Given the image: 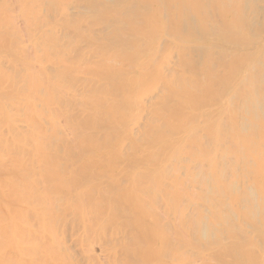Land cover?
<instances>
[{
    "label": "bare ground",
    "instance_id": "bare-ground-1",
    "mask_svg": "<svg viewBox=\"0 0 264 264\" xmlns=\"http://www.w3.org/2000/svg\"><path fill=\"white\" fill-rule=\"evenodd\" d=\"M16 1L17 9L11 5L20 12L38 69H32L28 52L23 55L27 48L17 42L22 34L12 29L18 25H11L14 17L0 15L3 22L7 17L2 28L14 33L24 59L17 50L14 54L26 60L21 69L11 68L14 78L0 73L5 77L0 80L7 79L3 85L16 88L9 96L0 89V264H264V0H98L101 9H89L94 16L84 13L89 16L80 24L86 43L77 37L80 44L74 47L70 31L76 33L75 19L88 9L82 3ZM95 39L101 43L95 50L102 48L87 54L83 44ZM62 45L68 65L62 57L59 63L62 54L56 57ZM7 58L3 63L9 64ZM3 63L0 71L8 70ZM56 67L67 74L62 73L67 78L62 83ZM55 109L69 137L64 124L58 128ZM88 156L98 164L97 158L112 160L115 167L93 165ZM49 157L62 164L59 169L72 163L70 157L79 161L76 168L82 161L96 170L103 166L95 174L83 162L78 170L73 165L86 177L116 179L104 178L110 187L90 178L92 190L84 192V182L67 180L73 179L70 169L58 174L54 166L56 173ZM125 165L133 176L122 174ZM106 166L117 171L106 173ZM50 168L51 174L65 173L61 183L48 176ZM67 184L78 187L71 190ZM96 185H106L101 189L113 201L111 190L127 196L134 188L148 197L149 211L137 205L138 195L137 203L136 197L132 201L128 195L127 201L121 195L113 209L103 205L106 197L93 198L105 194ZM46 197H55L52 202L58 197L51 204L60 206L51 207ZM73 198L78 204L70 202ZM96 200H104L103 206ZM66 223L75 230L69 237ZM97 245L99 258L93 254Z\"/></svg>",
    "mask_w": 264,
    "mask_h": 264
},
{
    "label": "rangeland",
    "instance_id": "rangeland-1",
    "mask_svg": "<svg viewBox=\"0 0 264 264\" xmlns=\"http://www.w3.org/2000/svg\"><path fill=\"white\" fill-rule=\"evenodd\" d=\"M3 1H4V2H3ZM7 1H8V2H7ZM7 1H6V2H7L8 4L5 3V0H0V2L2 3V6H6L5 4L8 5V7H7V9H6L7 11L2 10V6L0 7V8H1V10H0V11H1V12H0V15L3 16V14H5V13L8 14V16L5 14V15L8 17V20L11 19V18H9V17H11V16L14 17V18L17 16V17L15 18L16 20L13 18V19H12V22H13V23L11 22V25H12V24H13V25H17V24H18L17 27L14 26L15 28H13V27H12L13 25H12L11 27H12V29H14V33L16 32L15 35H17L18 33L22 34V38H21V39H23L22 41H23L24 43L21 44L22 41L20 42L21 39H17V38H16L17 36H16L15 38L17 39V42L20 43V46L22 45L21 47H23V49H25V46H26V48H27L26 50H27V51L24 50L25 53L28 52V54H30V55H31V54H34L33 50H32L31 47H30V43H27V42H29V39L27 38V36H25V34H24V32H23V31H25V30H24V29H25V28H24L25 25L23 24L24 22H23L22 20H20V19H21L20 15H18L20 12H19L18 10H17V12H16V9H17V7H18V6L16 7V3H17V1L15 0L16 3H15L14 0H7ZM57 1H58V0H57ZM60 1H61V4H62V3L65 4V3H66V2H63V1H67V2L70 1V2H71V0H60ZM60 1H58V2H60ZM74 1H75V4H73V5H76L77 3H82V4L85 6V9H86V8H88V9H87L86 11L84 10L85 12H84V11H83V12H80L81 15H80V13H79V14L77 15L78 17H76V19H75V25L78 26V28L75 26V29H74V30H76V33H74L75 31L72 30V31H70V36H72L71 34H73V36L75 37L74 40L76 41V44H74L75 41L73 42V37L71 38V37L69 36L70 39H72V40H71L72 42H70V44L73 43V46H72V44H71L72 47L76 46V45H77V42H79V41H77V40H80L81 38H84V40L87 41V38L84 37L85 33H84L83 35H81V34L83 33V30H82L80 27H81V25L84 24V22L86 21V16H89V15L91 14L90 12H88L89 9H90L91 12H92V10H93V13H96V11H97L98 9H99V10L101 9V6H100V3H101V2L98 1V0H97V1H96V0H84L86 3H85L83 0H74ZM74 1L72 0V3H73ZM82 1H83V2H82ZM87 1H88L89 3H88ZM90 1H91V2H90ZM3 3H4V4H3ZM91 3H92V4H91ZM11 4H12V5L14 4V6L16 7V9H15L14 6H12ZM59 4H60V3H59ZM87 4H88V5H87ZM89 4H90V6H89ZM0 5H1V4H0ZM95 5H96V6H95ZM91 6H92V7H91ZM89 7H91V8H89ZM9 8H11L10 11H9ZM12 8H14L15 10L12 9ZM92 8H95V9H97V10L95 11V9H92ZM3 9H4V7H3ZM105 9H106V7H105L103 10H101V11H104ZM107 9H108V8H107ZM12 10H13V12H11ZM81 11H82V10H81ZM107 11H109V13H110V10H106L105 13H108ZM8 12H10V13H8ZM14 12H16V13L14 14ZM84 13H88V14L90 13V14L87 15V14H84ZM93 13H92L91 15L94 16ZM98 13H99V12H98ZM98 13H97V14H98ZM10 14H11V16H10ZM12 14H13V15H12ZM83 14H84V15H83ZM95 15H96V14H95ZM2 16H0V17L2 18ZM96 16H98V15H96ZM96 16H95V17H96ZM7 17L5 18V21H4V22H3L2 19L0 18L1 21L3 22V23L1 22V24H3V26L0 25V29L3 31V32H2V31L0 30V33L2 32V34H0V35H1V36H0V40H1V44H0V54H1V55H0V58H2V59L0 60V62L3 63L4 58H7V57H11V61L9 62V60H8L9 64H8V63H7V64H6V63H3V65H8V70L6 69L7 66H6V67L3 66L4 69H2V70L0 71V73H2L3 70H5V71H4L5 73H3V74H6V75H7V79H11V76L13 75V74L11 75V68L15 67L16 65H17L18 67H19L20 65H21V66L24 65V64L26 63V62H25L26 60H25V61H24V60L22 61L20 57L23 56V55L28 57V55H27V53H26V55H25V54H23V55L20 54L19 51L21 50V53H22V50H23V49H22L21 47L19 48V45L15 42L16 39H15V41H14V37L12 36V34H14V33H10L11 31H9L8 28L3 29L4 26L6 27V23L8 22V21H7ZM18 17H19V19H17ZM79 17H80L81 19H80ZM82 19H83V20H82ZM76 20L79 21V22H82V23H79V22H77ZM21 21H22V22H21ZM5 22H6V23H5ZM37 22H38V25H39V21H37ZM80 24H81V25H80ZM8 26L10 27V24H9V25L7 24V27H8ZM20 26L23 27V29H22V28H19ZM2 27H3V28H2ZM11 27H10V28H11ZM76 28H77L78 30H79V28H80L79 36L76 35V34H78V33H77L78 30H77ZM6 29H7L9 32H7ZM10 30H11V29H10ZM4 31H6V32H4ZM12 31H13V30H12ZM81 31H82V33H81ZM4 33H5V35H4ZM6 33H10V35H9V34L7 35ZM2 35H4V36L7 35V36L4 37V36H2ZM80 35H81L82 37H81ZM8 36H11V37H8ZM3 37H4V38H3ZM12 37H13V43H14V44H10V42L12 41ZM77 37L80 38V39H78ZM6 38H8V39H6ZM76 38H77V40H76ZM2 39H3L4 42L2 41ZM10 39H11V41H10ZM24 39H25V41H24ZM90 39H94V38L92 37V38H90ZM90 39H88V40H90ZM6 40H8V41H6ZM26 41H27V42H26ZM81 41H83V39H81L80 42H81ZM91 41H92V42H91ZM91 41H90L91 43L88 42V44H90V46H85V44H83L84 47H86V49H89V51L87 50V52H88V53H87L86 50H85V48H84V49L82 48V51H83V52H86L87 54H89L91 49H93V51L91 50V52H92L91 54H93V52H94V53L97 52L95 49H96V46H97L96 44H97V43L99 44V42L96 41V39H95V40H91ZM94 41H95L96 43H95ZM25 42H26V43H25ZM80 42H79V44H80ZM83 42H85V41H83ZM83 42H81V43H83ZM93 42H94V43H93ZM4 43H5V44H4ZM8 43H9L10 45H12V46L10 47ZM11 43H12V42H11ZM15 43L17 44V47L20 49V50L18 49L19 51L17 50V47L15 46ZM85 43H86V42H85ZM24 44H25V46H24ZM27 44H28V45H27ZM100 44H101V43H100ZM100 44H99V45H100ZM13 45H14V46H13ZM64 45H65V44H64ZM64 45H62V47H61V46H57V49H59V52L56 51V52L58 53V54L56 53V57H57V55L59 56V53L62 54V55H60V58H57L58 60L60 59V60H59L60 62H59L58 60H56V61H58L59 63H61V57H62V61L65 59L64 62H65V64L68 65V63H69V62H68V61H69L68 59H69V58L65 56V53H64V51H63V49H64ZM68 45H69V44H68ZM8 46H9V47H8ZM27 46L30 47L29 50L31 49L32 52H31V50H30V51L28 50V47H27ZM69 46H70V45H69ZM78 46H80V45H78ZM15 47H16V48H15ZM66 47H67V46H66ZM81 47H82V46H81ZM90 47H91V48H90ZM98 47H100V46H98ZM98 47H97V48H98ZM7 48H8V50H7ZM9 48H10V49H9ZM13 48H14V50H13ZM101 48H102V46H101L100 48L97 49L98 52H99V49H101ZM12 50H13V51H12ZM16 50H17V51H16ZM94 50H95V51H94ZM15 51L19 53L20 57H19V55L16 56L18 53H16V55L14 54ZM11 52H12V54H11ZM29 52H30V53H29ZM98 52H97V53H98ZM23 53H24V52H23ZM2 55H3V57H4V56H5V57L3 58ZM49 55H50V54H49ZM51 55H52V54H51ZM53 55H54V54H53ZM95 55H96V54H95ZM24 56H23V59H24ZM13 57H14V58H13ZM27 57H26V58H27ZM52 57L54 58L55 55L52 56ZM12 58L15 59L16 61H15V60H12ZM26 58H25V59H26ZM30 58H31V62H30V61H29V62L32 63V61H33V60H32V59H33L32 55L30 56ZM53 58L50 57L51 60H52ZM70 58H71V57H70ZM7 59H8V58H7ZM28 59H29V58H28ZM28 59H27V60H28ZM74 59H77V58H74ZM12 61H14V63L16 62V63H18V64H14ZM21 61H22L23 63H24V62H25V63H24V64H21V63H22ZM54 61H55V60H54ZM54 61H53V62H54ZM56 61L54 62L55 64L58 63V62L56 63ZM70 61H72V59H70ZM76 61H79V60L77 59ZM96 61H97V59H96ZM4 62H5V61H4ZM27 62H28V61H27ZM29 62H28V63H29ZM73 62H74V60H73ZM93 62H94V59H92V61H91V63L94 65ZM1 63H0V64H1ZM12 63H13L14 66H12ZM30 63H29V65H30ZM32 64L34 65V67H33L32 69H35V68L38 66V64H36L35 62L32 63ZM32 64H31V65H32ZM61 64H62V63H61ZM25 65H26V64H25ZM25 65H24V66H25ZM33 65H32V66H33ZM59 65H60V64H58V66H59ZM17 66H16V67H17ZM32 66H31V67H32ZM1 67H2V65H0V69H1ZM65 67H66V66H65ZM68 67H69V66H68ZM19 68H20V67H19ZM19 68H17V71H19ZM56 68H57V67H56ZM56 68H55V69H56ZM61 68H62V67H61ZM61 68H59V69L57 68V70H59L58 72H59V75H60V76H61V74H62L63 72H64V74L66 73L65 70H64L63 68H62V69H61ZM15 69H16V68L12 69V71H14V73L16 72ZM20 69H21V68H20ZM30 69H31V68H30ZM37 69H38V67H37ZM35 70H36V69H35ZM51 71H52V70H51ZM60 72H61V73H60ZM93 72H94V73H93ZM93 72H92V73L95 74V71H94V70H93ZM12 73H13V72H12ZM17 73H18V72H17ZM54 73H55L56 77H59L57 71L54 72V70H53V75H54ZM67 73H68V71H67ZM90 73H91V72H90ZM92 73L90 74L91 76H92ZM18 74H20V73H18ZM18 74H17V75H18ZM6 75H5V76H6ZM15 75H16V74H15ZM65 75H67V74H65ZM65 75H64V76H65ZM68 75H69V73H68ZM2 76H3V78H2ZM19 76H21V75H19ZM68 77H69V76H68ZM1 78L4 79V78H5L4 75H0V79H1ZM13 78H14V75H13ZM13 78H12V79H13ZM65 78H66V77H63V74H62V76L59 77V81H60V82H61V80L64 81ZM7 79H5V80H7ZM56 79H57V78H56ZM56 79H55V80H56ZM66 79H67V78H66ZM66 79H65V80H66ZM5 80H0V84H2V86H0V89L3 90L4 94H6V92H7L6 95H3V94H2L3 96H9V95H8V93H9V89L11 88V90H15L16 88H15V87H10V88L8 89L7 87H9V86L6 87L5 85H3ZM57 80H58V79H57ZM15 81H16V80H15ZM22 81H23V80H22ZM16 82H17V81H16ZM24 82H25V81H24ZM24 82H23L22 84H20L21 82H19V84H20V88H24V89L28 90L27 87H24V85L26 86V84H24ZM25 83H26V82H25ZM61 83H62V82H61ZM83 83H84V82H83ZM57 84H59V83H57ZM81 85H82V84H81ZM81 85H80V86H81ZM3 86H4V88L6 87V89H7L8 91H6L4 88H1V87H3ZM80 86H79V87H80ZM1 90H0V93H3ZM20 90H21V89H20ZM29 90H30V89H29ZM22 91H24V90H22ZM11 92L13 93V91H11ZM24 92H25V91H24ZM9 94H11V93H9ZM25 94H27V93H25ZM0 97H1V96H0ZM70 100H71V99H70ZM70 100H69V101H70ZM67 101H68V100H67ZM68 103H69V102H68ZM68 103H67V104H68ZM71 103H72V102H70V104H71ZM70 104H68V105H66V106H68L69 108H71L72 105H70ZM55 108H56V107H55ZM78 109H81V108H78ZM54 111L56 112V109H55ZM57 111H58V109H57ZM57 113H58V112H56V114H55V116H57V117H55V118H56V121H59V122H57V123H60V126H59V125H57V126H58V128H60L61 126L64 127V125H65L66 123H65L63 120H65V119H63V115H57ZM80 113H82V112L80 111ZM59 114H60V113H59ZM59 116H61V117H59ZM57 118H58V119H57ZM59 118H61V119H59ZM62 119H63V120H62ZM61 120H62V121H61ZM61 122H62V124H61ZM64 123H65V124H64ZM63 124H64V125H63ZM63 127H62V128H63ZM60 129H61V128H60ZM63 129L65 130V131H64V130H63V131L66 133V136H68V135L70 136L71 133H70V131H69V128H67L66 125H65V127H64ZM50 132L53 133V131H51V130H50ZM52 133H51V135H52ZM54 135H55V134H54ZM55 136H56V135H55ZM55 136H54V137H55ZM69 136H68V137H69ZM70 138H71V137H70ZM70 138H68V139H70ZM261 138H262V137H261ZM55 139H57V137H55ZM262 139H263V138H262ZM263 140H264V139H263ZM51 141L53 142V141H54V138H53V140H51ZM54 142H56V141H54ZM57 142H58V141H57ZM57 142H56V144H57ZM58 145H59V144H58ZM53 146H55V149H56V148L59 149L58 147H60V146L56 147L57 145H55V143H54ZM61 148H62V146H61ZM61 151H63V149L59 150V152H60L61 155H62L63 152H61ZM56 152H58V151L56 150ZM60 153H58V154H60ZM55 154H56V153H55ZM51 155H53V158H54V154L51 153ZM55 156H56V155H55ZM59 156H60V155H59ZM59 156H58V157H59ZM47 157H48V156H46L45 158H47ZM61 157H62V156H61ZM63 157H64V156H63ZM88 157H89V156H88ZM51 158H52V157H51ZM51 158H50V157L48 158L49 161H50ZM55 158H56V157H55ZM55 158H54V159H55ZM54 159H51L52 162H50V163L52 164L53 167L55 166L57 169H59V168H60L59 166H60V165L62 166V164H58V166H56V164H55V162H54ZM56 159H57V158H56ZM61 159H62V161H64V159H66V157L61 158ZM83 159H84V158H83ZM92 159H93V157H92ZM92 159L89 157V160H92ZM102 159H103V158H102ZM102 159H101V158H97V160H99V162L102 163V164H101V163H100V164L103 165V166H104L105 164L108 165V166H111L112 164L115 163L114 161L112 162V160L110 161L109 159H107V160L104 159V160L106 161V162L104 163V161H103ZM31 160H32V159H31ZM34 160H35V159H34ZM44 160L46 161V159H43L42 161H44ZM66 160H67V159H66ZM68 160H70L69 162H72V163H73V164L71 163L72 165L70 164L71 167H69L70 165H66L67 167H66V168L64 167L65 169H63V168H61V169L64 170V172L66 173V175H67V173H69L68 171H69V169H70V173H69V174H70L71 178H73V179H69V178L67 179V177H66V179H67V180H71V181L73 180V181H72L73 184L77 183L78 186L82 185V184H80V183H83V182H84V183H83V187H84V189L86 188L87 191H91L92 189H90V188H92V187H89V186H90L91 184L97 183L98 180H99L98 177L94 176L95 178H97L96 180L94 179V177H92V178L89 177L91 173H88L89 176L86 177L87 174H85V173H80V171H81L82 168H81L79 171H77V170L79 169V165H81L82 162H83L82 160H81L82 162L80 161L81 164L77 165V168H78V169L76 168V166H75L74 164L78 163L79 161L77 162V161L74 159V160H75V162H74V161L71 160V157H70V159L68 158ZM84 160H87V157H86V159H84ZM35 161H36V160H35ZM49 161L47 160V162H48L47 164H50ZM55 161H56V160H55ZM57 161H58V160H57ZM57 161H56V163H57ZM107 161H108V162H107ZM53 162H54V163H53ZM58 162H59V161H58ZM66 162H67V161H66ZM86 162H87V161H86ZM44 163H45V162H44ZM60 163H61V162H60ZM62 163H63V162H62ZM64 163H65V162H64ZM84 163H85V162H83L82 167L85 168V169H88V170H86L87 172H88V171H90V172L94 171V173L96 174V173L99 172V171L101 172V170L103 169V168H102L103 166H101V167L98 168V170H96L98 166H92V164H84ZM89 163H93V160H92V162L90 161ZM95 163H96V165H100V164H98V162H97L96 160H95V162L93 163V165H95ZM109 163H110V165H109ZM123 163H124V162H123ZM65 164H67V163H65ZM65 164H63V165H65ZM73 165L75 166V168H76L77 170L73 167ZM52 166H46V165H45V167H47V168L52 167ZM45 167H44V168H45ZM53 167H52V168H53ZM55 167L53 168L54 171L56 170ZM62 167H63V166H62ZM111 167H112V166H111ZM113 167H115V164L113 165ZM126 167H127V168H126ZM125 168H126V169H125ZM53 169H51V168H50V170L47 169V170L50 172V173H49L48 171L46 172V173H48V176L51 174V172L53 171ZM61 169H59V170H60L59 172L56 170V173L58 172V174H60L61 171H63V170H61ZM66 169H67L68 171H66ZM104 169H105V167H104ZM104 169H103V170H104ZM107 169H108V172L105 171L106 173H111V174H112V173H114V172L117 171V170H115V168H114V169L112 168V169L114 170V172H113V170H111L110 167L107 168V166H106V170H107ZM124 169H125V170H123L124 172H123L122 174H124L125 176H128L129 174H130V176H133L132 171L130 170V168H129L128 165H125ZM127 169H128V170H127ZM83 170H84V169H83ZM44 171H45V170H44ZM54 171H53V172H54ZM64 172H63L62 174H65ZM24 173H25V175H26V172L23 171V173H22V177H23V174H24ZM41 173H42V171H41ZM94 173H92L91 176L94 175ZM126 173H127L128 175H127ZM52 174H54V176L56 175L55 173H52ZM52 174H51V175H52ZM62 174H61V175H62ZM69 174H68V175H69ZM111 174H109V175H111ZM118 174H119V173L117 172V175H116V176H119V175H120V174H119V175H118ZM131 174H132V175H131ZM41 175H42V174H41ZM44 175H45V174L43 173V176L41 177L42 179H44ZM61 175H59V176H61ZM99 175H100V174H99ZM102 175H103V172H102ZM114 175H115V174H114ZM31 176H32V175H31ZM31 176H30V178H31ZM59 176L56 175V178H58V179L55 178V179L57 180V182L60 180V179H59V178H60ZM70 176H69V177H70ZM97 176H98V175H97ZM130 176H129L127 179H129ZM36 177H37V176H36ZM83 177L86 178L87 180L85 179V181H84V178H83ZM100 177H102V176L100 175ZM106 177H107V175H106V176L104 175V177H102V178L99 180L98 183H101L100 181L103 179V180H104V184L106 183V185H108V183H109V185H110V187H111V186H112V185H111L112 182H111V183H110V182L107 183V181L115 180L116 177L114 178L113 176H111V177L108 176L109 178L107 177V181H106V179H104V178H106ZM23 178H24V177H23ZM32 178H33V177H32ZM37 178L40 180V177H37ZM48 178L50 179V178H54V177H53V176H50V177H48ZM90 178H91V180L94 179V180H93L94 183H92L93 181H91ZM124 178H126V177H124ZM24 179H25V181H26V178H24ZM38 179H37V180H38ZM88 179H89V180H88ZM108 179H110V180H108ZM34 180L37 181V180L35 179V177H34ZM44 180H47L46 177H45ZM44 180H42L44 183H43V182H40L39 184H42V183L45 184V181H44ZM56 180H53V184H54V185L56 184V183H54ZM67 180H66V182H67ZM76 180H77V181H76ZM81 180H82V181H81ZM103 180H102V182H103ZM125 180H126V179H125ZM61 181H63V179L60 180V183H61ZM80 181H81V182H80ZM86 181H88V182H86ZM89 181H91V182H89ZM105 181H106V182H105ZM50 182L52 183V181H50ZM50 182H49V184H50ZM85 182H86V183H85ZM23 183H24V180H23ZM35 183H36V182H35ZM47 183H48V182H47ZM47 183H46V184H47ZM62 183H63V182H62ZM68 183H70V182H68ZM90 183H91V184H90ZM113 183H114V182H113ZM128 183H129V182H127L126 187L128 186L127 188H130L129 186H131V185H128ZM36 184H37V183H36ZM43 184H42V185H43ZM53 184H52V187L54 186ZM57 184H59V183H57ZM57 184H56V185H57ZM64 184H65V183H64ZM70 184H71V183H70ZM70 184H67L68 188H71V187H75V188H77V187H78L77 185H75V186H74V185L71 186ZM101 184H103V183H101ZM124 184H125V183H124ZM47 185H48V184H47ZM47 185L45 186V187H46V190H47V188H49V187H47ZM50 185H51V184H50ZM106 185H104V186H106ZM36 186H37V185H36ZM92 186H93V185H92ZM96 186L99 187L100 185H99V186L96 185ZM101 186L104 187L103 185H101ZM101 186H100V189H101ZM24 187H25V184H23L22 189H23L24 191H27V189L25 190L26 187H25V188H24ZM45 187H44V188H45ZM83 187H82V188H83ZM93 187H95V186H93ZM110 187H109V188H110ZM123 187H125V186L123 185V186L121 187V189H122ZM126 187L123 188L124 191H126ZM39 188H40V187H39ZM44 188L42 189V187H41V190H42V191H46ZM82 188H81V189H82ZM51 189H52V188H51ZM72 189H73V188H71V190H72ZM86 189H85V190H81V191H84V192H85ZM95 189H96V188H94V191H95ZM105 189H107V188L105 187ZM121 189H119V190H121ZM78 190H80V188H78ZM96 190H97V189H96ZM94 191H93V192H94ZM97 191H98V190H97ZM106 191H107V190H106ZM106 191H104V190L101 189V190L98 191V193L101 194L102 192L105 193ZM108 191H109V190H108ZM122 191H123V190H121V192H122ZM130 191H132V192H130ZM135 191H136V190H134V188H132L131 190H129V191L127 192V194H128V193H134V194H131L132 196H131L130 194H128L129 196H131L130 199H132L133 197H136V196L138 195V198L140 197V198H141V201H143V202L140 201V202L137 203V201H136V199L138 200L137 197L135 198L134 201H133V199H132V201L135 202V203H137V205H140L139 203H142V204H141V205H142L141 208H143L144 204H145V207H146V206H147V207H150L151 202L149 201L148 197H145V198L143 197V198H142V196H140L141 194L139 195V193H136ZM47 192H48V191H47ZM47 192H45V193H47ZM51 192L53 193L54 190L52 189V191H49L48 193H51ZM121 192H120V193H121ZM138 192H139V191H138ZM52 193H51V194H52ZM122 193H124V192H122ZM135 193H136V194H135ZM142 193H143V192H142ZM102 194H103V193H102ZM110 194H111L112 196L114 195L115 198H114V197H112V198L115 199V201H113V200L107 198V194H106V193L103 194L102 197L99 195V198H96V197H98V196H96V197L93 196V198H94V200H95V199H101V198H103V196H104L103 199H105V197H106L107 201H106V199H105V203H103V201H104V200H103V201H102L103 205L106 204V203H110L111 206H112V204H113V205H117L118 199L120 198L119 196H121V195H122V196L124 195V196L122 197L123 199H127V197L129 198L128 195L126 196V192H125L124 194H120L119 196H116V195H115V192H112V190H111V193L109 192V195H110ZM143 194H144V193H143ZM47 195H48V194H47ZM49 195H50V194H49ZM49 195H48V196H49ZM54 195H55V194H53V196H54ZM56 195H57V194H56ZM95 195H98V194L95 193ZM109 195H108V197H110ZM57 196H58V195H57ZM67 196H68V195H67ZM144 196H145V194H144ZM49 197L51 198L52 196H49ZM69 197L72 198V197H74V196H73V195H69ZM117 197H119V198H117ZM124 197H125V198H124ZM54 198H55V197H54ZM54 198H52V199L49 200V199L46 197V200H45V201H46V202H47V201L50 202V205H52L51 207H57V206H60L59 204H57V203H58V202H57V201H58V197H56L57 200L55 199V201H54V202H57V203H56L57 205H56V206H53V204L55 205V203L52 202V200H53ZM74 198H76V200H78V203L80 202L79 197H74ZM74 198H73V200L70 199V200H71L70 202H73V201H74ZM80 198H81V197H80ZM82 198H83V197H82ZM122 198H120V199H122ZM47 199H48V200H47ZM65 199H68V200H69V198H66V197H65ZM116 199H117V201H116ZM130 199H127V201L130 200ZM82 200L84 201V199H82ZM82 200H81V201H82ZM100 201H101V200H100ZM108 201H109V202H108ZM51 202H52L53 204H51ZM60 202H61V201H60ZM60 202H59V203H60ZM74 202H75V201H74ZM74 202H73V203H74ZM85 202H86V201H85ZM85 202L82 203V204L85 205V204H86ZM97 202H98V201L96 200V203H97ZM78 203L75 202L74 204H78ZM102 203L98 202V204H101V205H102ZM135 203H134V204H135ZM47 204H48V203H47ZM60 204L62 205V203H60ZM80 204H81V202H80ZM103 205H102V206H103ZM108 205H109V204H106V206H108ZM110 205H109V206H110ZM111 206H110V207H111ZM115 207H116V206H115ZM147 207H146V208H143V210L149 211V209H148ZM103 208H104V207H103ZM103 208H102V209H103ZM111 208L113 209L114 206H112ZM103 210H104V209H103ZM62 212H63V211L61 210V213H62ZM112 212H113V211H112ZM114 212H115V211H114ZM64 213H65V212H64ZM115 214H117V213L115 212ZM115 214H114V215H115ZM53 216H54V217H53ZM53 216H52V218H54V219H53L54 223H55V224H56V223L59 224V223H60L59 221H57V220H56L57 222L55 221V219H57V217H56L57 215L55 216V213H54ZM62 216H64V214H62ZM70 218H71V217H70ZM159 218L161 219L160 215H159ZM66 219L68 220L69 218L66 217ZM71 219H72V218H71ZM62 221H63V220H62ZM64 221H65V220H64ZM68 221L70 222V219H69ZM71 221H72V220H71ZM74 222H75V221H73V227H74L75 230H76V226H77V224H74ZM61 223H62V222H61ZM71 223H72V222H70V225H71ZM68 225H69L68 223L64 224V226H63V231H64L65 235L69 237L70 235L73 234V231L75 232V230L72 231L73 228L70 229V227H72V226L69 225V226H70V227H69ZM75 225H76V226H75ZM90 237H91V236H90ZM93 246H95V245H93ZM93 248H94L93 250H95V251H93V254H94L95 256L97 255L96 257L99 258V256H101L102 254H101V252H100V249H97V248H98V245H97V247H93ZM98 250H99V251H98ZM73 251H74V250H73ZM76 252H77V251H75V253H76ZM94 252H95V253H94ZM98 252H99V253H98ZM76 254H77V253H76ZM74 255H75V254H74ZM77 255H78V254H77ZM77 255H76V256H77ZM78 256H79V255H78ZM76 258H79V257H76ZM79 259H80V258H79ZM101 261L104 263V261H103L102 259H101ZM81 262H82V261H81ZM81 262H80V264H82Z\"/></svg>",
    "mask_w": 264,
    "mask_h": 264
}]
</instances>
